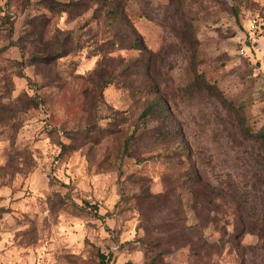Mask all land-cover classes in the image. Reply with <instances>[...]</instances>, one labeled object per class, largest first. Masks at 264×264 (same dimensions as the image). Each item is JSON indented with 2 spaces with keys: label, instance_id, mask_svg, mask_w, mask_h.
Wrapping results in <instances>:
<instances>
[{
  "label": "rangeland",
  "instance_id": "obj_1",
  "mask_svg": "<svg viewBox=\"0 0 264 264\" xmlns=\"http://www.w3.org/2000/svg\"><path fill=\"white\" fill-rule=\"evenodd\" d=\"M102 254L264 264V0H0V264Z\"/></svg>",
  "mask_w": 264,
  "mask_h": 264
},
{
  "label": "trees",
  "instance_id": "obj_2",
  "mask_svg": "<svg viewBox=\"0 0 264 264\" xmlns=\"http://www.w3.org/2000/svg\"><path fill=\"white\" fill-rule=\"evenodd\" d=\"M112 1H114V0H112ZM57 2V1H56ZM58 3V2H57ZM118 6V5H117ZM115 7H116V5H115ZM117 9L115 8V9H110V11L112 12V14L114 15V13H115V11H116ZM160 100H158V101H155L154 103H152V104H148V105H146L145 107H144V109L142 110V112H141V116L142 117H144V118H146L148 115H150V113L152 112V110H153V108H154V106H156L157 104H160ZM100 260H101V262H104V264H108V261H107V258L102 254V255H100ZM124 264H131L130 262H126V263H124Z\"/></svg>",
  "mask_w": 264,
  "mask_h": 264
},
{
  "label": "built area",
  "instance_id": "obj_3",
  "mask_svg": "<svg viewBox=\"0 0 264 264\" xmlns=\"http://www.w3.org/2000/svg\"><path fill=\"white\" fill-rule=\"evenodd\" d=\"M258 27L256 20H252L249 24V31L252 34V38L254 39V33L256 31V28Z\"/></svg>",
  "mask_w": 264,
  "mask_h": 264
}]
</instances>
